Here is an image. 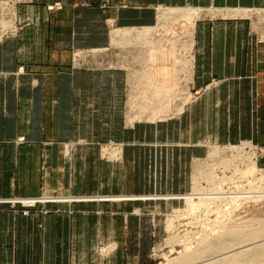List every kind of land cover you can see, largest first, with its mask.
<instances>
[{"label": "crops", "instance_id": "0c3cea01", "mask_svg": "<svg viewBox=\"0 0 264 264\" xmlns=\"http://www.w3.org/2000/svg\"><path fill=\"white\" fill-rule=\"evenodd\" d=\"M32 1L20 7L27 26L0 42V264H42V245H53L50 252L72 245L73 204L34 198L88 195L91 154L101 142L124 138L129 161L147 167L149 140L155 165L202 156L209 143L264 148V40L254 20L197 22L189 90L205 93L179 118L150 129L149 122L128 128L125 96L135 93L125 72L100 62L93 68L95 58H86L113 45L111 26L153 25L156 8L262 11L264 0ZM27 199L38 205L25 206ZM14 200L24 205L8 203Z\"/></svg>", "mask_w": 264, "mask_h": 264}, {"label": "rangeland", "instance_id": "374dc122", "mask_svg": "<svg viewBox=\"0 0 264 264\" xmlns=\"http://www.w3.org/2000/svg\"><path fill=\"white\" fill-rule=\"evenodd\" d=\"M32 2L0 0V42L16 36L27 26L21 20L20 7ZM47 8L55 11L62 6ZM155 11L153 25L133 30L111 26L113 45L105 52L86 54V58H95L93 68L100 62L105 68L125 72L127 91L135 93L125 96L129 129L141 122H149V129L154 128L151 123L179 118L189 110L192 105L189 84L195 67L194 31L199 20L252 19L254 29L264 40V10L156 8ZM182 16L193 18L189 23L192 26H182L178 21ZM148 29L152 31L149 33ZM82 56L75 54V63ZM242 142L204 143L202 156L190 160L177 157L169 164L160 161L162 164L155 165V150L151 147L155 142L149 140L148 167L129 161L126 148L129 144L124 138L99 143L97 152L91 154L88 195L34 198L40 199V204L74 206L72 245L55 246L54 252L49 250L53 245H42L46 247L42 250V264H190L184 260L191 256H195V264H212L221 258L218 257L221 253H209L205 244L223 233V224H229L228 227L247 224L251 227L245 230L261 234V238L252 237L251 241L249 237L232 238L234 241L227 238L234 249L230 255L246 248L252 250L251 254L259 252L264 244V156L243 150ZM175 145L169 147L175 151L174 156H179L181 149L174 148ZM229 146L232 150L227 149ZM252 168L256 170L250 172ZM153 191L158 195L144 196ZM26 202L28 207L30 203ZM231 220L233 223H228ZM200 251L206 253L199 259L196 255ZM251 254L240 257L235 264H264V257L254 263L260 257ZM30 256L33 253L27 254V258Z\"/></svg>", "mask_w": 264, "mask_h": 264}, {"label": "bare ground", "instance_id": "6f19581e", "mask_svg": "<svg viewBox=\"0 0 264 264\" xmlns=\"http://www.w3.org/2000/svg\"><path fill=\"white\" fill-rule=\"evenodd\" d=\"M180 19H178V21H179V23H181V25L182 26H186L187 24H191V22H190V20H192V21H194L193 20V18H191V19H189V18H187V17H185V16H182V17H179ZM177 21V20H176ZM177 23V22H176ZM189 24V25H190ZM5 25V24H4ZM190 26H192V25H190ZM189 26V27H190ZM149 30V33L152 31L151 29H148ZM147 31V30H146ZM169 31V30H168ZM127 33V32H126ZM122 34V33H121ZM169 34V33H168ZM142 40V39H141ZM164 68V67H163ZM256 170V168H252V169H250L249 171L250 172H254ZM248 171V172H249ZM263 178H264V176H263ZM188 206V205H187ZM189 206H193V205H189ZM188 208H190V207H188ZM196 208H199L198 206L196 207ZM190 210V209H189ZM195 209H193V211H194ZM191 211V210H190ZM190 211H188V212H190ZM197 211V210H196ZM232 219V218H231ZM246 219V218H245ZM232 220H235V219H232ZM228 221V223H230V222H232L233 223V221ZM241 220H244V219H242L241 218ZM240 221V220H239ZM245 221V220H244ZM252 221V220H251ZM257 221V220H256ZM260 221V220H259ZM234 222H237V221H234ZM243 222V221H242ZM248 222V221H247ZM222 223V222H221ZM252 223V222H251ZM250 224V223H249ZM226 225H229V224H223V226H221V228H224L223 229V233L216 239V240H213L212 242H207L206 244H205V246H206V250L209 252V253H216V252H219V253H221V255L220 256H218V257H221L219 260H217V261H215V262H213L212 264H235L237 261H240V257H242V256H248V255H250L251 254V251L252 250H249L250 248H246V249H243V251H239L238 250V253H235V254H233V255H230V253H232V252H234L233 250L234 249H232V245L231 244H229V243H227V238H235V239H237V238H246V237H249L250 238V241H251V238L252 237H259V238H261V234H259L258 232H255V231H253V230H251L250 229V231H247V230H245L246 228H249V227H251L250 225H247V224H245V225H235V224H232V226H226ZM220 226V225H219ZM253 226V225H252ZM259 234V235H258ZM234 239V240H235ZM253 239V238H252ZM257 239V238H256ZM233 240V239H232ZM233 240V241H234ZM247 242V241H246ZM260 242V241H259ZM248 243H250V242H248ZM264 243V242H263ZM244 245H246L247 243H243ZM253 245V244H252ZM251 245V246H252ZM247 246H249V245H247ZM246 246V247H247ZM261 246V245H260ZM245 247V246H244ZM230 248H231V250L232 251H229L230 250ZM235 248V247H234ZM260 248V247H259ZM188 250H189V248H187ZM188 250H186V251H188ZM235 250H237V249H235ZM241 250V249H240ZM256 252V251H255ZM204 253H206V252H203V251H200V252H198V254L196 255L197 257H199V259H200V257H202V255H204ZM227 254H229V255H227ZM253 254H255V255H258L259 257H260V259L258 260V256L257 257H255V258H257V260L258 261H254V263H258V262H260V261H262L263 259V257H264V244L261 246V248L259 249V252H256V253H252L251 254V256L253 255ZM227 255V256H226ZM253 258V257H252ZM194 259H195V256H191V257H187V258H185V260H184V263H190V264H195V262H193L194 261ZM254 259V258H253ZM254 260H256V259H254ZM250 261H252V260H250ZM249 261V262H250ZM201 263H203V262H200V263H196V264H201ZM209 264H211V263H209ZM244 264H247V263H244Z\"/></svg>", "mask_w": 264, "mask_h": 264}, {"label": "built area", "instance_id": "2783aa9c", "mask_svg": "<svg viewBox=\"0 0 264 264\" xmlns=\"http://www.w3.org/2000/svg\"><path fill=\"white\" fill-rule=\"evenodd\" d=\"M263 11V10H262ZM264 22V21H263ZM182 82H185V80H181V83H180V87L182 88ZM182 90H185V89H182ZM205 93V90H196V91H193L192 94L189 97V102L191 104H194L195 102H197ZM252 145V146H250ZM240 146H245V148L243 150L247 151L248 153L249 152H252V153H257V154H260V155H263L264 156V148L261 147V146H258L250 141H244L241 143ZM232 146H229L227 149H231ZM23 200H14V201H10L8 203H11V204H21ZM28 202H30L29 206L28 207H34V201L32 199H29L27 200ZM33 201V203H32ZM22 205V204H21Z\"/></svg>", "mask_w": 264, "mask_h": 264}]
</instances>
